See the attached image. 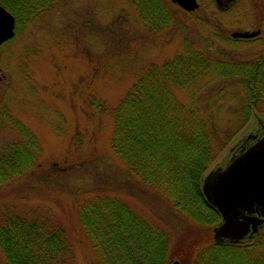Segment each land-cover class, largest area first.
<instances>
[{"label":"rangeland","instance_id":"obj_1","mask_svg":"<svg viewBox=\"0 0 264 264\" xmlns=\"http://www.w3.org/2000/svg\"><path fill=\"white\" fill-rule=\"evenodd\" d=\"M136 1L49 0L43 10L29 12L28 21L17 25L16 20L15 37L0 45V110L29 127L41 145L36 167L0 186V215L62 225L72 250L65 264H104L79 219L82 204L102 196L120 199L162 226L170 224L172 232L175 227V259L182 264L195 261V245L216 242L220 212V221L208 231L212 241L206 242L207 235L192 219L155 196L156 190L114 151L115 122L107 109L116 107L152 64L161 66L178 55L198 52L211 64L218 62L226 74L264 66V36L242 44L224 37L237 27L251 28L260 18L212 16L211 0H203L197 13L189 11L199 4L183 6V13L164 2L160 12L168 6V16L175 18L168 26L151 27ZM204 74L186 86L170 87L181 102L194 98L195 108L209 115L215 129L234 131L203 179L228 162L258 117L264 121V92L252 103L248 120L239 121L238 99L246 95L245 88L214 69ZM226 84L229 89L223 88ZM6 124H0V141L19 139V132Z\"/></svg>","mask_w":264,"mask_h":264},{"label":"trees","instance_id":"obj_2","mask_svg":"<svg viewBox=\"0 0 264 264\" xmlns=\"http://www.w3.org/2000/svg\"><path fill=\"white\" fill-rule=\"evenodd\" d=\"M47 2L0 0L15 15L17 25L28 21L29 12L43 10ZM148 16L154 25L162 26L175 18L171 14L164 17L162 11H150ZM197 53L175 56L161 66L152 64L119 104L107 110L115 122L111 140L114 151L142 183L156 190L155 196L163 197L174 211L192 219L210 242L208 231L221 217L203 194V177L234 131L230 127L215 129L209 115L195 108L194 98L192 103L181 102L170 87L186 86L211 69L227 80L236 78L246 90L238 99L237 119L246 122L252 103L260 99L258 93L264 92V66L226 74L219 70L218 62L211 64ZM223 88L229 89L227 84ZM0 117V124L6 120L20 134L19 139L0 141L2 186L36 167L41 145L36 133L7 115L6 109L0 110ZM79 219L104 264H171L178 255L175 227H171L172 232L170 224L162 226L120 199L102 196L86 201L80 207ZM200 245L192 250L195 261L191 264H264V226L252 239ZM0 252L2 264H65L72 255L62 225L6 213L0 215Z\"/></svg>","mask_w":264,"mask_h":264},{"label":"water","instance_id":"obj_3","mask_svg":"<svg viewBox=\"0 0 264 264\" xmlns=\"http://www.w3.org/2000/svg\"><path fill=\"white\" fill-rule=\"evenodd\" d=\"M173 1L189 9L197 6L195 0ZM15 26V15L0 3V45L15 36ZM258 121H262L261 118L258 117ZM253 132L250 130L242 139L244 142L241 140L239 153L231 156L225 167L211 171L202 182L207 202L222 216V221L214 226L217 243L240 242L258 233L264 224V135ZM171 264L182 263L175 259Z\"/></svg>","mask_w":264,"mask_h":264},{"label":"flooded vegetation","instance_id":"obj_4","mask_svg":"<svg viewBox=\"0 0 264 264\" xmlns=\"http://www.w3.org/2000/svg\"><path fill=\"white\" fill-rule=\"evenodd\" d=\"M159 1H162L163 5L160 2L161 3V6H160L158 1L152 2V3L149 2V0H137L136 1V6L138 10L140 11L141 16L144 18V20L148 24L151 25V27L154 26V24H153L152 19L148 16L149 12L150 11L159 12L161 10V7L164 8V2H167L169 5H176L182 9L183 13H187V10H185L183 6H180L177 2L173 0H159ZM211 1L214 2V7H215V11L213 12L214 14H212V16L229 15L232 17H244L245 16V18L246 17L260 18L258 19L256 23L252 25L251 28L237 27L234 30H231V33H229V35H224V37H226V41L239 43V44L250 43L253 41H258L261 38V36H264V0H211ZM195 2L196 4H199L200 8L198 7L199 9L197 8L194 11H189V13L190 12L197 13L204 7L203 0H195ZM169 12L170 11L167 6L163 10L162 15L164 17H168ZM156 26H158L159 28L162 27V25H156ZM235 33H246V34L254 33L255 35L251 37H244V36H236L234 35ZM261 60L257 62L260 63ZM251 130H254L253 134L257 133L258 136L264 135V121H258L257 126L255 128H252ZM242 141L244 142V140ZM242 141L238 144V146L232 149L231 154H230L231 156H233L234 153H239V148L242 144ZM252 142H255V140L251 141L250 144Z\"/></svg>","mask_w":264,"mask_h":264},{"label":"bare ground","instance_id":"obj_5","mask_svg":"<svg viewBox=\"0 0 264 264\" xmlns=\"http://www.w3.org/2000/svg\"><path fill=\"white\" fill-rule=\"evenodd\" d=\"M15 37V36H14ZM10 40V39H9ZM9 40H7L6 42H8ZM6 42H4L3 44H5ZM251 145H253V142L251 143ZM234 154H238V153H234ZM226 166V163L224 165H222L221 167H225ZM264 226V224H262L260 227H259V231L261 230V228ZM258 231V232H259ZM257 233H255L254 235H256Z\"/></svg>","mask_w":264,"mask_h":264}]
</instances>
